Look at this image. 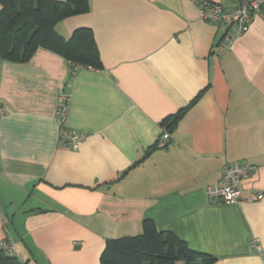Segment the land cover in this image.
I'll return each mask as SVG.
<instances>
[{"label": "crops", "instance_id": "1", "mask_svg": "<svg viewBox=\"0 0 264 264\" xmlns=\"http://www.w3.org/2000/svg\"><path fill=\"white\" fill-rule=\"evenodd\" d=\"M88 3L55 27L65 38L91 28L100 67L41 46L0 57V239L26 264H101L108 238L149 219L211 264H264L251 243L264 250V10L222 46L224 26L194 0ZM63 90L64 125L85 133L77 148L60 142ZM186 106L162 139L163 118ZM234 161L252 165L239 201L208 197Z\"/></svg>", "mask_w": 264, "mask_h": 264}, {"label": "trees", "instance_id": "2", "mask_svg": "<svg viewBox=\"0 0 264 264\" xmlns=\"http://www.w3.org/2000/svg\"><path fill=\"white\" fill-rule=\"evenodd\" d=\"M88 9V0H0V57L26 61L41 46L74 65L100 67L91 28L78 27L65 38L55 27L61 19ZM186 108L165 116L164 130L173 129ZM214 260L215 256L192 249L172 231L158 230L149 219L140 234L108 238L100 255L101 264H211ZM0 264L26 263L0 249Z\"/></svg>", "mask_w": 264, "mask_h": 264}, {"label": "built area", "instance_id": "3", "mask_svg": "<svg viewBox=\"0 0 264 264\" xmlns=\"http://www.w3.org/2000/svg\"><path fill=\"white\" fill-rule=\"evenodd\" d=\"M198 9V15L204 20L221 23L224 33L221 40L222 46H228L234 37L245 33L251 25L255 12L264 10V0H237V4L231 8H225L217 1L194 0ZM69 110V93L60 92L57 96L55 119L59 125L60 142L71 148H77L85 137L82 130L69 128L64 125ZM3 110L0 108V115ZM169 132L162 133V139H167ZM252 171V165L248 161H234L227 165L216 182L209 184L205 191L208 197L218 198L227 203H237L241 197V183ZM263 196L262 191L250 192L249 200L259 199ZM258 238L251 240L252 246L260 253L264 250L257 243ZM0 249L8 253H14V241L10 235L0 239Z\"/></svg>", "mask_w": 264, "mask_h": 264}]
</instances>
